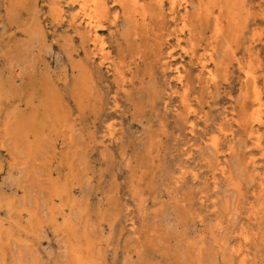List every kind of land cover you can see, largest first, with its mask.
<instances>
[{"label":"rangeland","instance_id":"obj_1","mask_svg":"<svg viewBox=\"0 0 264 264\" xmlns=\"http://www.w3.org/2000/svg\"><path fill=\"white\" fill-rule=\"evenodd\" d=\"M161 14L164 34L176 31L166 9ZM25 21L14 9L8 19H0V91L6 89L0 97V201L13 202L10 212L0 208V218L5 227L11 220L20 222L19 237L34 245L14 244L12 251L38 254V264H72L71 238L58 234V224L48 223L51 178L62 187L54 203L65 205L54 209L57 222L68 219L77 231L85 230L96 243L100 264H264V155L248 137L251 128L264 132L256 124L264 109L253 114L256 120L248 127L252 85L243 98L235 64L247 52L239 45L228 55L232 67L219 70L214 85L189 68L186 57L176 55L169 66L186 65L183 105L177 96H167L170 72H161L156 53L150 56L152 36L138 28L134 37L133 29L112 14L116 32L108 39L110 50L120 59L125 80L131 74V84L110 113L111 94L125 80H114L103 67L92 69L89 52L64 25L53 31L55 25L46 21L36 30ZM201 25L206 39L212 25ZM258 28L254 43L260 46L264 22ZM218 47L221 57L223 42ZM76 63L91 68L90 82L101 101L86 94ZM171 86L181 91L178 84ZM230 96L236 122L224 121L217 151L207 142L218 133L215 124L229 108ZM21 119L22 126L8 136L5 126L10 122L16 128ZM26 128L32 142L23 139ZM16 140L22 145L15 146ZM6 150L16 156L15 164L25 165L11 169ZM250 156L253 164H248ZM226 161L231 180L220 171ZM70 198L76 205L68 209ZM22 207L39 209L42 227L36 232L28 214H17ZM220 224L226 226L224 233ZM1 234L4 238V229Z\"/></svg>","mask_w":264,"mask_h":264},{"label":"bare ground","instance_id":"obj_2","mask_svg":"<svg viewBox=\"0 0 264 264\" xmlns=\"http://www.w3.org/2000/svg\"><path fill=\"white\" fill-rule=\"evenodd\" d=\"M193 3L195 4L194 11L191 10ZM32 8L33 11H36L35 15H32L29 11ZM12 9L24 17L26 20L23 24L24 26H32L36 30L40 29L41 22L46 21H51L55 25L53 31H55L56 25H64L65 29L77 37L89 52L91 68H105L106 72L114 80L124 81L125 76L121 70L122 63L117 56L112 54L108 42L109 37L116 32L115 25H110L111 15L113 14L115 18H121L126 23L128 30L133 29L132 34L136 38L139 36L138 28L145 30L147 36H152V43L149 46L150 56L155 57L157 55V58H153L156 62L161 61V72L163 74H165L166 70L170 72L169 81H167L170 92L167 93V96H177L183 105L187 103L188 98L185 81L186 65L182 64V61H178V64L176 63L172 67L169 66V62L174 60L176 55L180 59L186 57L188 59L187 66L195 68L199 77H204L206 83L214 85L218 83L219 70L228 72L231 69L232 65L229 63L228 55L235 53V50L239 49L240 45L247 52L244 59L236 58L235 60L236 69L242 78L240 91L243 98H245L247 86L252 85L250 92L252 91L253 95L251 102L253 109L252 113L248 115V127L256 120L253 118V114L262 112L264 109V57L262 55L264 35L259 38L260 46L254 43L258 40L255 38L259 34L258 23L264 22V0H0V19L3 17L8 19ZM165 9L170 20L175 22L174 26L178 27L173 33L164 34V30L161 28V13ZM177 21L178 25L176 26ZM203 22H208L212 25L210 34L206 39H203L201 33V24ZM155 23H158L159 26L157 24L154 26ZM174 26H172V30H175ZM12 29L14 30L13 33H16V28L13 27ZM172 35H174V40L171 43ZM219 42H223L224 48L220 54L221 57L218 55ZM137 58L139 59L140 56H137ZM75 67L83 71V76H81L79 82L84 85L86 94L92 99H95L96 96L97 100L101 101L102 95L100 93L96 95L90 82L89 73L91 68L89 66L83 67L79 63H76ZM130 81L131 74L130 77L126 78V83L121 84L120 91H115L111 94L110 102H113V106L109 108L110 113L116 112L118 95L127 93L128 85L129 83L131 84ZM171 83L178 84L181 91L172 90ZM5 90L3 86L0 91V97ZM82 100L83 96L79 98L80 102ZM228 103L229 108L226 109L227 107H224L223 116L215 124L218 133H212L207 142L210 147L217 151L220 146L219 135L221 131L223 132L224 121L229 118L231 121L236 122L234 119L236 113L231 96ZM17 121V124H14L16 128L11 126L12 123L10 122L5 126L7 135L12 134L15 130H18V127L22 126L20 124L23 120ZM245 123L246 120H243L241 126H244ZM256 124L263 127L264 116L263 118L258 117ZM192 129L193 126H191V131ZM30 136L29 129L26 128L23 139L32 142L34 136L32 135V139L29 140ZM236 137L233 138L235 139ZM248 137L254 139V146L259 147L261 154L264 155V145L262 143L264 132L251 128L248 132ZM22 143V140H16L15 146H21ZM230 149L232 153L234 148L231 147ZM6 153L13 163L11 169L25 165V161L15 164L16 156L12 151L6 150ZM206 162L210 164V159L206 158ZM253 163L254 158L250 156L248 164ZM220 171L226 178L231 180L232 173L227 161L221 166ZM48 183L51 185L49 198L51 206L49 210H53L48 223L51 225L58 224V234L71 238L69 240L70 262L72 264H100L94 252L96 243L89 239V235L85 230L77 231L68 219L63 220L61 225L57 222V215L54 209L58 207L64 209L65 205H62L61 202L55 204L54 199L61 198L62 193H60V190L62 187L51 178H48ZM233 186L238 188L239 184L233 183ZM228 203V200H224L225 208L228 207ZM75 205V200L70 198L66 207L71 209ZM3 206H6L7 211L10 212L13 202L6 201L4 203V201H0V208ZM218 211L216 207L213 209V212ZM23 212L28 214L30 225L34 227V231L42 227L38 208L29 211L22 207L17 211V214L21 216L20 214ZM129 220L132 221L133 219L130 218ZM5 223V220L0 218V264H38V254H27L23 249H19L17 252L12 251L14 244L18 246L23 244L25 246H34L32 242L28 243L31 240L19 237V230H22L19 227V225L21 226L20 222L11 220L6 227ZM219 228H221L223 233L226 231V226L224 225L220 224ZM3 229L5 230L4 238L1 236ZM233 249L235 252L239 251L237 248Z\"/></svg>","mask_w":264,"mask_h":264}]
</instances>
